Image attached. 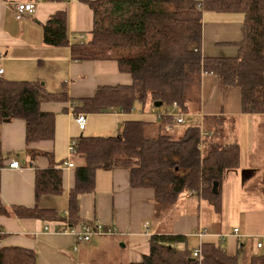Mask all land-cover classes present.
Segmentation results:
<instances>
[{
	"label": "trees",
	"instance_id": "trees-1",
	"mask_svg": "<svg viewBox=\"0 0 264 264\" xmlns=\"http://www.w3.org/2000/svg\"><path fill=\"white\" fill-rule=\"evenodd\" d=\"M87 4L93 11V29L88 40L80 39L72 45V59L114 61L121 73L131 77V84L100 86L92 97L82 100L77 113L129 112L135 108L145 111L150 107L165 114L156 124L126 122L116 136H78L71 154L77 164L72 157L56 166L51 154L30 146L53 139L55 115L41 107L45 102L64 99L66 92L51 94L40 82L12 81L0 75V127L23 120L32 162L39 157L50 161L48 168L36 170V205L9 210L0 201V215L42 220L53 231L67 225L78 228L93 224L80 219V198L94 191L98 170L120 168L129 171L133 188L153 190L157 218L172 210L186 193L203 198L219 210L221 188L228 173L241 168L240 145H224L221 141L222 117L206 119L203 125L188 118L185 124H178L186 126L183 134L175 136L169 132L175 123L170 110L176 104L177 113L198 114L202 79L211 74L223 87L240 91L244 114L264 116V0H96ZM205 12L244 16L236 55H204ZM43 42L53 47L69 45L67 12L51 16L44 25ZM159 103L161 106L156 107ZM70 163L72 167H68ZM4 167L0 151V171ZM63 168L76 170L66 218L55 209L40 206L43 198L65 193ZM262 187L264 195V182ZM3 238L0 230V240ZM196 247L187 236L154 235L149 254L131 264H264V251L249 253L244 245L231 255L221 245L206 243L199 247L201 258L194 256ZM0 264H37V254L25 248L1 246Z\"/></svg>",
	"mask_w": 264,
	"mask_h": 264
},
{
	"label": "crops",
	"instance_id": "crops-1",
	"mask_svg": "<svg viewBox=\"0 0 264 264\" xmlns=\"http://www.w3.org/2000/svg\"><path fill=\"white\" fill-rule=\"evenodd\" d=\"M17 1L26 0H0V69L4 70L3 77L12 81L40 82L51 94L66 92L64 99L45 102L41 107L43 111L55 115L53 139L33 143L30 148L51 154L54 161L52 164L58 166L73 157L70 147L78 136H116L129 121L158 123L163 111L152 110L150 107L145 111L135 108L129 112L114 110L101 114L82 113L87 118V124L83 131L79 130L75 122L78 114L76 108L83 99L92 97L100 86L131 84V77L121 73L114 61L77 62L71 57L72 45L81 36L87 34V40L91 36L93 11L87 1L96 0H43L38 2L33 14H26L20 20L15 17L14 11V2ZM60 11L67 12L69 45L48 46L43 42L44 25ZM243 25L242 14L205 12L204 55H236L235 44L242 40ZM218 95L223 96L219 106L213 102V98ZM214 117H222V125L229 129L227 134L226 130L222 131L221 141L224 145L237 143L242 148L243 142L245 146H250L252 137L255 151H264L263 130H255L259 134H256L257 137L254 136V130H234L239 129L241 124L242 129L246 128L247 120L255 121L263 115L244 114L240 91L227 89L216 76L205 74L199 113L188 114L185 118L199 120L203 125L204 120ZM228 121L231 122L227 126ZM180 126L174 123L169 132L175 136L182 135L184 129L178 130ZM25 129V122L21 119L0 127V151L5 158V167L0 171V201L9 210L14 206L32 208L36 205V170L50 166L48 157H39L32 162L27 151ZM239 132L243 136H239ZM14 161L19 162V169L9 167ZM74 163L77 164L75 158ZM244 170L251 171L249 178L259 173L260 180L264 178V169L259 171L249 164L244 166L241 156V168L228 173L223 183L227 185V181H233L238 186L233 192H227L226 186L225 195L224 187L223 190L221 188L219 210L200 197L192 202L193 195L186 193L172 210L160 218L155 216L153 190L133 188L128 170H98L94 191L80 198V219L93 224L99 221L105 228L115 227L117 232L114 235L93 236L90 243L78 244L71 234L47 230L42 220L0 215V230L4 233L0 247L33 250L37 254V264H131L140 262L149 254L150 241L154 235H183L189 237L196 248L213 243L223 246L229 254L236 255L239 245H244L249 253H259L256 243L264 238V195L260 185H254L252 193L248 191L250 186L244 184L242 178ZM62 172L65 193L62 196L43 198L40 206L55 209L66 218L69 215V193L76 183V170L63 168ZM223 197L226 199L224 204ZM192 208L194 213L191 212ZM171 214L175 216L167 228L165 222ZM51 226L55 227V224ZM235 229H239L236 236ZM201 231L205 234L197 236Z\"/></svg>",
	"mask_w": 264,
	"mask_h": 264
},
{
	"label": "built area",
	"instance_id": "built-area-1",
	"mask_svg": "<svg viewBox=\"0 0 264 264\" xmlns=\"http://www.w3.org/2000/svg\"><path fill=\"white\" fill-rule=\"evenodd\" d=\"M43 0H30V1H17L14 2V11H15V17L20 20L24 15L26 14H33L36 10L38 2ZM84 37L81 36L80 39H83ZM4 71L0 69V75H3ZM178 109L177 105H173V110L176 112ZM173 118V121H175L176 124H183L185 122V114L181 112H176V114L171 115ZM75 122L79 128V130L83 131L87 124V118L82 115L78 114L75 116ZM74 141L72 142V145L70 147L71 154H74ZM10 168L13 169H19L20 165L18 162H12L10 163ZM73 164H68V167H72ZM47 230H49V227H46ZM54 232L60 233H68L71 234L75 241L79 244H88L91 242L93 236H108V235H114L117 232V229L115 227L105 228L101 222L97 221L93 225L92 224H83L78 228L71 227L69 225L63 227V228H57L54 230ZM205 234V232L201 231L197 233V236L202 237ZM239 234V229L234 230V235ZM256 247L259 251H264V238H262L260 241L256 243ZM194 256L197 258H201V248H198L194 251Z\"/></svg>",
	"mask_w": 264,
	"mask_h": 264
},
{
	"label": "rangeland",
	"instance_id": "rangeland-1",
	"mask_svg": "<svg viewBox=\"0 0 264 264\" xmlns=\"http://www.w3.org/2000/svg\"><path fill=\"white\" fill-rule=\"evenodd\" d=\"M236 15H241V14H236ZM85 36H87V34L84 35V39L87 40V38ZM222 92H224V95H226V92L224 90H222ZM222 97H221V95L215 96L213 98V102L216 105H218V106L221 105ZM170 111H171V115L176 114V112L173 109H171ZM163 114H165V113H163ZM185 119L186 120H185L184 124L187 122L188 118H185ZM230 122L231 121H228L227 126L230 125ZM235 122H237V121H235ZM181 125H183V124H181ZM242 125L243 124H241L240 126L242 127ZM185 127L186 126H180V128L178 130L181 131V130L185 129ZM241 127L239 129H234V130H254L253 131L254 136H256V134H257L255 130H263V132L261 133V134H263L264 133V116L261 117L260 119H256L255 121H252V119H249V120H247L245 122V127L246 128H243L242 129ZM220 128H221V132L223 130H226V134H227V132H228L229 129H227L222 124H221ZM236 133H238V131H236ZM239 136H243L242 135V132H241V135H240V132H239ZM257 136H259V134H257ZM250 142H251V145L250 146H248L247 144L245 146L243 144V142H241L242 143V148H241L242 149V152H241V154H242V159H243L244 166L247 165V164H249V165H251L253 167H256L257 170L261 171V169H264V151L263 150L255 151V149L253 148V146L255 144L252 142V137L250 139ZM255 148H256V145H255ZM259 174L258 175L255 174V175H253L252 178H247V179H244L245 181H243L244 184H248L250 186L249 189H248V191L251 192V193H252V190L251 189H253L254 185H256V186H259L260 185V189L262 187V184H263L264 181L263 180H260L261 175H259ZM262 175H264V172H263ZM226 186H228V190H226ZM237 186H238L237 183H234L233 181L232 182L227 181V185H226V182H225V185H222V190H223V187H224L223 195L226 194V191L227 192H233V189L236 188ZM262 189H263V187H262ZM254 194H257V193L255 192ZM197 198H198L197 196H193V198H191V201L194 202V200H197ZM225 201H226V199L223 197V204H224ZM226 209H227V204L224 205V211H223L224 214L226 213ZM231 211H232V207L230 208V212ZM191 212L194 213L193 208L191 209ZM174 216H175V214H171L170 215V218H168L166 220L165 226L167 228L170 227L171 220L174 219ZM230 223H231V221H230Z\"/></svg>",
	"mask_w": 264,
	"mask_h": 264
},
{
	"label": "water",
	"instance_id": "water-1",
	"mask_svg": "<svg viewBox=\"0 0 264 264\" xmlns=\"http://www.w3.org/2000/svg\"><path fill=\"white\" fill-rule=\"evenodd\" d=\"M155 106H156V107H160L161 104L159 103V104H156ZM250 176H251V171H250V170H244V171H242V178H243V179H247V178H249ZM217 188H218V184L216 183V184L214 185V189H213L214 193H217Z\"/></svg>",
	"mask_w": 264,
	"mask_h": 264
}]
</instances>
